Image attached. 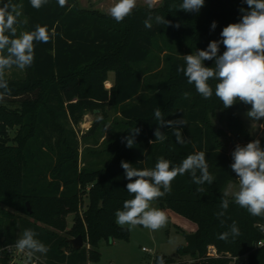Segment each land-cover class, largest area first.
Segmentation results:
<instances>
[{"label":"trees","instance_id":"16d2710c","mask_svg":"<svg viewBox=\"0 0 264 264\" xmlns=\"http://www.w3.org/2000/svg\"><path fill=\"white\" fill-rule=\"evenodd\" d=\"M78 2L67 0L61 7L57 0H48L37 10L30 0H11L22 5V15L15 25L18 35L33 31L36 25L46 26L50 32L54 29L56 35L49 43L35 44L34 63L23 75L5 77L11 95L0 103V264H10V255L3 247L16 243L19 229L21 233L34 230L37 239L49 248L35 264L97 262L101 242L129 236V229L115 221L116 211L123 210L124 202L133 198L126 189L129 181L121 162L137 169H151L163 157L176 167L188 155L201 151L206 155L213 183L197 185L190 173L178 175L171 193L156 200L161 207L195 224L197 251L189 254L188 260L157 255L154 262L163 257L164 264H230L242 257L240 264H264V216H253L232 196H224L225 187L236 179L230 167L233 160L219 140L220 130L214 129L206 116L209 108L218 107L226 113L228 124L241 130L232 110L250 109V105L238 101L224 108L215 96L217 80L209 81L213 95L205 99L183 73L177 72V67L185 63L184 48L193 53L207 49L210 41L221 39L225 26L239 22L240 9L247 5L243 0H205L198 13H189L180 10L182 0H164L161 7L136 6L130 16L117 23L108 14L81 9ZM149 16L165 17L171 24L158 25L153 19V27L148 29L144 21ZM213 21L217 24L214 30ZM160 35L172 38L176 44L167 43L165 49L161 48L168 50L163 57L167 72L163 79L154 82L151 75L159 63L152 67L143 66V62ZM224 50L221 44L220 54ZM204 63L214 66V61ZM109 73H113V78L106 88ZM106 105L119 116L108 130V138L97 120L80 138L91 133L97 140L103 137L100 153L108 155V162L96 167L95 162L82 159L88 149L83 153L80 150L81 140L74 126L86 110L99 112L105 119ZM157 108L164 121L183 122L161 127L163 141L154 136L160 125L154 116ZM262 126L259 140L264 147V120ZM175 127H179L185 143L177 142ZM13 128L15 134L11 135ZM135 128L140 132L129 148L125 138ZM84 195L87 204L80 213ZM225 198L229 207L224 216L218 217ZM69 214L71 227L66 230ZM233 223L239 228V235L220 239L221 234L230 233ZM56 231H67L71 236L80 234L89 246L75 249L70 238ZM208 246L215 249V254L207 253ZM182 248L179 246L178 251L182 252Z\"/></svg>","mask_w":264,"mask_h":264},{"label":"clouds","instance_id":"9594fccd","mask_svg":"<svg viewBox=\"0 0 264 264\" xmlns=\"http://www.w3.org/2000/svg\"><path fill=\"white\" fill-rule=\"evenodd\" d=\"M67 0H57L64 7ZM48 0H30L35 9H40ZM247 8H241L239 22L230 23L220 33V40L210 41L207 49H198L194 54L184 55V65L177 67L178 73H183L189 84H194L196 91L205 99L213 95L210 80H217L215 96L222 102L224 108H230L238 101L250 105L247 116L251 120H264V0H243ZM205 0H182L180 10L198 13L204 6ZM137 6V0H116L110 7L109 15L117 22H122L130 16ZM151 6V5H149ZM22 5L11 3V0H0V101L11 95L6 72L13 67L25 70L32 66L35 59V44L49 43L56 35L46 26L36 25L33 31L17 34L16 24L22 15ZM158 25H170L171 21L162 16H149L144 25L153 27L152 20ZM179 27V25H175ZM217 24H211L214 30ZM225 50L220 54V45ZM205 61H214V66L208 67ZM187 93L185 96L187 97ZM155 118L160 125L154 132L155 140L163 141L161 127L180 125L182 121H164L159 108L154 110ZM102 119V117H101ZM140 129L135 128L126 137V146L131 148L135 135ZM178 143H185L179 127L174 128ZM153 141H149L152 144ZM232 171L238 179V190L226 191L224 196L231 195L234 202L246 209L253 216H264V147L259 139L252 140L246 145L237 144L232 152ZM125 178L129 181L126 189L133 198L123 204V210L115 213L116 223L124 227L143 226L152 231H158L167 225L166 214L152 206V202L171 193V185L178 175L190 173L192 182L197 185L211 184L214 177L208 171L204 152L188 155L176 167L171 162L160 157L151 169H137L130 163L122 161ZM199 172V175L197 174ZM202 190V189H198ZM229 207V200L222 199L217 213L224 216ZM238 236L239 228L235 223L230 226V233L221 234L220 239L229 235ZM14 248L27 256L30 262L36 254L46 255L49 248L37 239V233L25 229L17 239ZM157 264H164L163 257L157 258Z\"/></svg>","mask_w":264,"mask_h":264},{"label":"rangeland","instance_id":"374dc122","mask_svg":"<svg viewBox=\"0 0 264 264\" xmlns=\"http://www.w3.org/2000/svg\"><path fill=\"white\" fill-rule=\"evenodd\" d=\"M78 6L83 10H97L101 13H105L109 15L110 7L116 2V0H78ZM151 5V6H149ZM164 5V0H137V6H143L147 8H155L161 7ZM184 17V16H181ZM167 43H170L172 46L175 43V40L172 38H168L166 36H158L154 39V45L149 53V56L145 62H143V66L150 64L153 66H157L155 68V72L151 75V79L155 81H159L163 79L167 72V64L164 62V56L168 50L161 51V48L165 49ZM161 51V52H160ZM193 52L187 51L184 48L182 55L192 54ZM194 54V53H193ZM160 59V60H159ZM24 70H20L18 68L13 67L11 70L6 72L5 77H17L23 75ZM157 71V72H156ZM113 78V73H109L108 80L105 81V87L108 88L111 84ZM6 102L4 99L0 101V103ZM106 118L101 117L99 112L86 110L84 111L80 122L77 126H74L76 134L80 141V150L82 153L85 152V148L88 149L87 153H83V160L87 163L95 162L98 166L96 167H104L108 162V155L105 153H100L102 150V139L98 140L93 137L92 133L85 136V139H80L82 134L88 132L90 127L97 120V125L100 126L101 132L107 135L108 138V130L111 129L114 125V122L119 119L118 113L111 106L106 105L104 107ZM249 109L241 108L232 110V113L239 122L241 126V130H238L237 127L231 126L228 124V118L225 112H223L218 107L209 108L206 116L210 121L211 125L214 129L220 130L219 140L222 142L225 151L230 155L232 159V152L235 149L237 144L241 146L246 145L248 142L252 140L259 139L263 132L262 121L263 120H251L247 116V112ZM99 123V124H98ZM10 134H15V128L10 130ZM96 139V143H95ZM85 140V142H84ZM89 152V153H88ZM101 154V155H99ZM102 159V161H101ZM101 162V163H100ZM80 164H82L80 162ZM234 192L238 190V179L233 182H230L224 189V193L226 191ZM231 196V195H228ZM28 202V201H26ZM81 206L79 208V212L81 213L87 204V198L84 195L81 198ZM101 204V202H100ZM29 205V202H28ZM152 206L162 210L167 216V225L166 227L158 230L152 231L143 226H135L130 227L125 225L129 229V236L127 239H116L111 243L101 242L99 244L98 250L100 252V258L97 262H86V264H157L154 262V258L157 255H167L174 258L176 261H183L190 259V255L188 253L179 252V246L186 245V234L192 233L195 231V224L189 219L179 215L175 211L161 207L158 201H153ZM30 208V206H29ZM12 214H17V211H14L12 208H6ZM122 210V209H119ZM20 217L30 219L24 214H19ZM67 227L68 230L71 227V219L72 215L69 214L67 216ZM31 220V219H30ZM116 221V217H115ZM47 227V226H46ZM45 227V228H46ZM58 235L68 238H74L75 236H71L67 231H56ZM22 235L21 229L18 231V238ZM83 247L88 248V244L83 240ZM207 253L212 255L215 254V249L211 246H208ZM43 259V255L36 254ZM242 257L238 259H233L230 264H240ZM20 264H24L21 261Z\"/></svg>","mask_w":264,"mask_h":264},{"label":"water","instance_id":"95a60500","mask_svg":"<svg viewBox=\"0 0 264 264\" xmlns=\"http://www.w3.org/2000/svg\"><path fill=\"white\" fill-rule=\"evenodd\" d=\"M26 208L28 211H30L28 202L25 203ZM186 237V245L183 246L182 252L188 253V254H194L197 251V234L195 232L189 233L185 235ZM70 243L73 248L79 249L83 245V239L80 234L75 236L74 238L70 239Z\"/></svg>","mask_w":264,"mask_h":264},{"label":"built area","instance_id":"2783aa9c","mask_svg":"<svg viewBox=\"0 0 264 264\" xmlns=\"http://www.w3.org/2000/svg\"><path fill=\"white\" fill-rule=\"evenodd\" d=\"M15 243L13 244H8L6 245V247H3L7 253L10 255V264H20L21 261L24 262V264H35L37 261H41V258L38 256H34L33 259L28 262L27 260V256L24 253H20L18 252L15 248H14Z\"/></svg>","mask_w":264,"mask_h":264}]
</instances>
